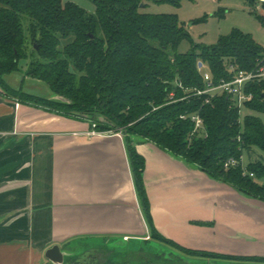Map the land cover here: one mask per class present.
I'll return each instance as SVG.
<instances>
[{
	"label": "trees",
	"instance_id": "obj_1",
	"mask_svg": "<svg viewBox=\"0 0 264 264\" xmlns=\"http://www.w3.org/2000/svg\"><path fill=\"white\" fill-rule=\"evenodd\" d=\"M148 1L93 0L95 12L89 13L72 1L0 0L2 92L21 103L88 119L102 132L122 130L146 210L145 159L136 149L137 141L154 142L212 178L264 201V163L251 162L246 167L254 177L244 174L242 164L244 150L252 146L264 149V121L252 113L242 116V108L227 94L209 102L207 94H193L206 86L200 62L219 81L230 77V65L247 71L257 68L264 48L240 29L220 36L212 45L195 43L177 14L142 11ZM153 1L179 5L181 0ZM185 39L190 40L191 48L180 52ZM23 60L27 61L26 76L45 82L54 95L64 99L11 86L7 76L23 71ZM247 91L253 93V99L244 107L264 114V79L254 80ZM192 113H199L204 120L200 133H193L195 124L189 116L182 117ZM230 158L240 164L226 168ZM139 241L145 243L130 251L149 258L158 254L147 244L160 242L202 260L264 264L261 255L185 247L154 227L149 239ZM141 261L145 260H135V264ZM153 261L144 264H157Z\"/></svg>",
	"mask_w": 264,
	"mask_h": 264
},
{
	"label": "crops",
	"instance_id": "obj_2",
	"mask_svg": "<svg viewBox=\"0 0 264 264\" xmlns=\"http://www.w3.org/2000/svg\"><path fill=\"white\" fill-rule=\"evenodd\" d=\"M91 129L0 88V264H44L47 249L82 237L149 239L153 227L188 248L264 255V201L137 141L146 210L124 135Z\"/></svg>",
	"mask_w": 264,
	"mask_h": 264
},
{
	"label": "rangeland",
	"instance_id": "obj_3",
	"mask_svg": "<svg viewBox=\"0 0 264 264\" xmlns=\"http://www.w3.org/2000/svg\"><path fill=\"white\" fill-rule=\"evenodd\" d=\"M72 1L83 7L89 13L95 12L93 0H63ZM259 4V5H258ZM142 11L149 13L177 14L179 21L189 31L195 43L212 45L219 37L229 34L233 29H240L249 33L264 48V2L259 0H181L179 5L172 2H157L150 0ZM191 48L189 39L179 45L180 52H188ZM27 61H21L23 71L7 76L8 83L15 88H22L27 92L55 97L50 87L43 81L25 75ZM242 116L252 113L261 117L264 114L242 108ZM264 163V149L252 146L244 150L243 167L251 162ZM143 241H125L119 237H82L72 240L61 248L64 251L62 264H135V260H154L157 264H243L228 261L197 259L185 256L175 248L160 242H151L147 248L158 256L153 258L130 250L138 248ZM264 256V255H262ZM165 259L170 262H165ZM141 261L139 264H144ZM44 264H57L46 260ZM251 264V263H245Z\"/></svg>",
	"mask_w": 264,
	"mask_h": 264
},
{
	"label": "built area",
	"instance_id": "obj_4",
	"mask_svg": "<svg viewBox=\"0 0 264 264\" xmlns=\"http://www.w3.org/2000/svg\"><path fill=\"white\" fill-rule=\"evenodd\" d=\"M264 2V0H259ZM199 70L202 74L203 80L206 84L204 89H197L193 91L194 95H203L207 94V102L211 98L218 95L227 94L233 98L235 103L243 108L246 102H249L253 99V93L247 91V87L256 79H264V58L258 64L257 68L252 71L238 69L235 66L230 65L228 70L230 72V77L222 78L219 81H215L209 67L205 64L202 67H199ZM174 96L173 93L171 95ZM190 117L195 124V129L193 133H200L204 130V120L199 113H192L190 115H182L183 118ZM91 134L103 133L102 131L97 130L96 124L92 123ZM119 134H123V131H118ZM240 164V160L236 158H230L225 162V167L229 168L232 166H237ZM245 175L249 174L254 177L252 172H249L246 168L243 169ZM128 237H124V240H127Z\"/></svg>",
	"mask_w": 264,
	"mask_h": 264
},
{
	"label": "water",
	"instance_id": "obj_5",
	"mask_svg": "<svg viewBox=\"0 0 264 264\" xmlns=\"http://www.w3.org/2000/svg\"><path fill=\"white\" fill-rule=\"evenodd\" d=\"M203 63L200 62L199 63V67H202ZM262 96L264 97V93L262 94ZM56 98H60V99H64L61 96H55ZM104 120V119H102ZM64 251L62 250V248L60 247L59 244H55L52 247H50L49 249H47V251L45 252V257L47 258V260L53 262V263H57V264H62L64 262Z\"/></svg>",
	"mask_w": 264,
	"mask_h": 264
}]
</instances>
